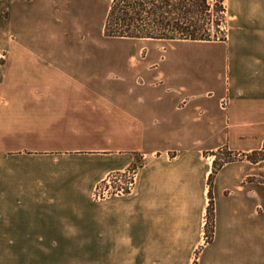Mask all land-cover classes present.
<instances>
[{
  "label": "crops",
  "instance_id": "0c3cea01",
  "mask_svg": "<svg viewBox=\"0 0 264 264\" xmlns=\"http://www.w3.org/2000/svg\"><path fill=\"white\" fill-rule=\"evenodd\" d=\"M226 4L225 40L101 52L84 49L96 40L98 0H0V264H19V250L49 232V204L92 197L135 163L130 195L149 204L155 226L148 249L181 248L178 206L209 196L213 153L264 150V0ZM66 160L92 166L82 176ZM212 196L213 238L203 237L204 208L189 247L200 248L198 264H264V160L225 163Z\"/></svg>",
  "mask_w": 264,
  "mask_h": 264
},
{
  "label": "rangeland",
  "instance_id": "374dc122",
  "mask_svg": "<svg viewBox=\"0 0 264 264\" xmlns=\"http://www.w3.org/2000/svg\"><path fill=\"white\" fill-rule=\"evenodd\" d=\"M111 1L98 0L96 40L84 49L127 52L147 50L149 47L154 49L155 46L163 49L170 43L166 40H138V38L130 40L105 36L102 25ZM231 23L232 20L227 15L225 28L227 32ZM0 56L5 59V64L0 65V102L2 103L5 87L3 74L7 69L8 57L6 54ZM263 155L264 150H260L254 153L253 157L261 161ZM235 156L240 158L236 153L228 156V150L224 148L217 155L218 163ZM52 163L63 164L57 160H53ZM141 165L135 163L121 170L111 171L98 186L107 185L108 188L106 179L115 172L127 169L134 171L136 183ZM64 166L70 172H79L85 176L92 164L66 160ZM80 183L85 185L86 180L83 178ZM135 183L131 190L123 193L109 188L106 195L101 198L94 197V193L92 197L88 196L81 190L78 194L67 196V202L55 204L59 206L56 210L53 209V204H49L50 210L46 212L50 223L49 232L34 236L33 250L29 248L27 251L19 250V264H198L200 248L192 251L189 247L201 233V213L204 208L206 210L203 215L205 221L203 237L205 242L212 240L215 231V200L212 199V206L209 207L211 198L210 195H205L200 202H187L178 206V209L184 210L186 214L183 220L185 226L180 229L181 248L164 250L154 255L155 252L149 250L146 245L145 235L152 233L155 226L152 218L144 217V210L149 204L140 205L133 202L134 199L130 194L134 191Z\"/></svg>",
  "mask_w": 264,
  "mask_h": 264
},
{
  "label": "trees",
  "instance_id": "16d2710c",
  "mask_svg": "<svg viewBox=\"0 0 264 264\" xmlns=\"http://www.w3.org/2000/svg\"><path fill=\"white\" fill-rule=\"evenodd\" d=\"M227 4L226 0H112L104 22V35L108 37L159 39V40H225ZM5 59L0 56V65ZM213 154V171L209 178V195L212 206L213 177L230 158L218 163ZM228 150V149H227ZM257 152V151H256ZM252 154H241L240 158L257 162ZM228 150V156H232ZM264 159V155L261 158ZM209 213L210 210H209Z\"/></svg>",
  "mask_w": 264,
  "mask_h": 264
},
{
  "label": "built area",
  "instance_id": "2783aa9c",
  "mask_svg": "<svg viewBox=\"0 0 264 264\" xmlns=\"http://www.w3.org/2000/svg\"><path fill=\"white\" fill-rule=\"evenodd\" d=\"M228 105V100L223 99L222 100V107L225 108ZM106 182L108 184L104 186H97L94 192V197L101 198L102 196H105L108 192L109 188H113L116 192L123 193L126 190H131L135 183V174L132 170H123L120 172H115L111 176H109L106 179ZM115 185V186H114Z\"/></svg>",
  "mask_w": 264,
  "mask_h": 264
}]
</instances>
